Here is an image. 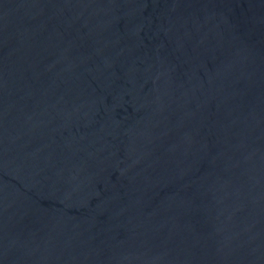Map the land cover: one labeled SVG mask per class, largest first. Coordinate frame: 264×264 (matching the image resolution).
I'll list each match as a JSON object with an SVG mask.
<instances>
[{"label":"water","instance_id":"water-1","mask_svg":"<svg viewBox=\"0 0 264 264\" xmlns=\"http://www.w3.org/2000/svg\"><path fill=\"white\" fill-rule=\"evenodd\" d=\"M0 264H264V0H0Z\"/></svg>","mask_w":264,"mask_h":264}]
</instances>
